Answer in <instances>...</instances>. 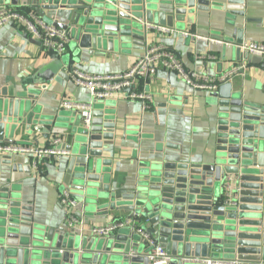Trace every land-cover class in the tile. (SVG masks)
<instances>
[{"label":"water","instance_id":"1","mask_svg":"<svg viewBox=\"0 0 264 264\" xmlns=\"http://www.w3.org/2000/svg\"><path fill=\"white\" fill-rule=\"evenodd\" d=\"M4 5L0 0V10ZM244 6L245 0H34L32 9L74 43L54 67L70 71L81 51L95 56L143 49L155 31L143 20L178 28L199 13L215 12L230 22L244 17L239 9ZM210 96L214 153L198 163L148 159L140 164L131 190L112 185L107 155L119 128L111 109L104 104L94 109L89 129L80 118L65 122L71 192L88 212L122 211L133 226L108 239L46 228L0 178V264H150L151 248L138 230L165 248L171 264H205L206 259L264 264V110L244 101L231 82ZM36 100L29 90L0 98V146H30L11 142L31 133L39 118ZM34 130L41 133L44 127ZM16 155L0 156V177L7 168L31 173L29 159L19 164Z\"/></svg>","mask_w":264,"mask_h":264},{"label":"crops","instance_id":"2","mask_svg":"<svg viewBox=\"0 0 264 264\" xmlns=\"http://www.w3.org/2000/svg\"><path fill=\"white\" fill-rule=\"evenodd\" d=\"M34 0H5L4 8L32 10ZM244 17L227 21L223 13H199L193 21L185 23L173 34L154 31L143 49L125 51L94 52L81 51L82 57L73 68L90 76L112 75L126 72L148 47H164L176 55L184 68L203 77H221L228 71L243 66L242 74L234 75L230 82L233 89L242 94L243 100L264 110L263 58L246 57L238 46L246 42L264 44V0H245L239 8ZM35 12V11H34ZM51 25L49 20L43 19ZM62 22V20H58ZM143 20L157 26L156 20ZM249 21V22H247ZM142 22V23H143ZM232 23V24H231ZM233 24L238 26L233 27ZM169 28V27H168ZM200 37H210L229 43L218 46L202 40L183 38L181 32ZM72 42L59 57L42 50L38 41L14 25L0 27V98L16 95L23 90L35 93L38 121L30 126L31 133L15 138L11 143L49 148L54 139L60 140L63 150L66 140V123L80 116L60 108L63 101L88 103L89 93L77 87L69 77L68 68L55 69L57 62L67 56ZM60 73V75H59ZM48 89L41 91V85ZM135 88L149 93L153 99L143 109L137 101H131L120 93L112 99L98 101L94 109L102 104L111 109L119 128L107 158L112 161V185L118 190H131L142 162L148 159L167 160L178 158L198 163L214 153L216 126L213 99L210 93L193 92L173 72L158 69L154 76L136 82ZM81 120V118H80ZM82 122V121H81ZM37 124V125H36ZM35 126L44 127L39 133ZM121 130V131H120ZM111 151V149H110ZM1 156V154H0ZM15 161L23 164L25 156L16 155ZM67 156L44 160L31 173H12L1 178V184L9 186L21 203L31 207L35 220L46 228L64 229L81 237H91L96 227H105L127 219L122 211H89L76 194L78 205L73 214L82 220L74 229L65 224V211L59 205V196L64 188L71 191L67 173ZM115 186V187H116ZM73 191V190H72ZM118 231L109 237L117 236Z\"/></svg>","mask_w":264,"mask_h":264},{"label":"built area","instance_id":"3","mask_svg":"<svg viewBox=\"0 0 264 264\" xmlns=\"http://www.w3.org/2000/svg\"><path fill=\"white\" fill-rule=\"evenodd\" d=\"M10 24L25 31L29 36L38 41L43 51L52 53L56 56H60L64 53L70 42L69 36L64 30L46 24L32 10L24 13L11 8L1 9L0 27ZM142 24L147 29L156 30L162 34H173L176 32V30L168 27L152 26L145 22ZM180 34L183 38L202 40L218 46H229L227 42L210 37H200L185 31ZM238 48L246 57L264 58V44L262 43L246 42L242 43ZM158 69L175 73L193 92L212 93L215 92L220 85L230 82L234 75L242 74L243 66L236 67L218 78L203 77L194 71L186 70L176 55L170 50L164 47H148L145 48L143 54L139 56L133 65L124 73L90 76L72 68L69 71V77L77 87L83 88L89 93L90 101L88 103L63 101L60 103V108L78 114L83 126L87 129L91 126L95 103L112 99L120 93H123L128 100L139 102L142 108L146 109L152 102L153 97L145 91L137 90L135 85L139 80H146L154 76ZM39 89L45 91L48 89V85H41ZM59 144L60 140L56 138L52 141L51 147L44 149L37 148L33 145H1L0 154H17L25 156L29 159L32 168H38L44 160L67 156V152L58 147ZM59 205L65 211V224L68 229H74L76 224L81 225L82 220L76 217L72 212L76 210L78 202L68 188L62 189L59 196ZM132 226L133 224L131 221L123 219L112 225L93 228L91 235L95 238L105 239L115 231ZM137 232L141 234L151 248L148 254V261L150 264H171L172 258L166 252L165 248L148 238L142 231L138 230ZM202 262L205 264H232V262L213 259H206Z\"/></svg>","mask_w":264,"mask_h":264},{"label":"trees","instance_id":"4","mask_svg":"<svg viewBox=\"0 0 264 264\" xmlns=\"http://www.w3.org/2000/svg\"><path fill=\"white\" fill-rule=\"evenodd\" d=\"M19 11L26 13V12L29 11V10H19Z\"/></svg>","mask_w":264,"mask_h":264},{"label":"rangeland","instance_id":"5","mask_svg":"<svg viewBox=\"0 0 264 264\" xmlns=\"http://www.w3.org/2000/svg\"><path fill=\"white\" fill-rule=\"evenodd\" d=\"M129 227H126V228H123L124 230H126V229H128ZM123 229H121V230H123Z\"/></svg>","mask_w":264,"mask_h":264}]
</instances>
